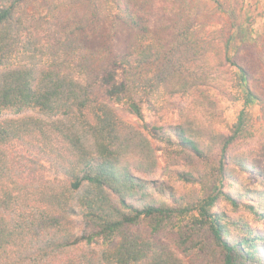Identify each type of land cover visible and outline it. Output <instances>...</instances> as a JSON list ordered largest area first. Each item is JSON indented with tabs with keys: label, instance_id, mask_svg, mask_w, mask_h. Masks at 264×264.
Listing matches in <instances>:
<instances>
[{
	"label": "trees",
	"instance_id": "1",
	"mask_svg": "<svg viewBox=\"0 0 264 264\" xmlns=\"http://www.w3.org/2000/svg\"><path fill=\"white\" fill-rule=\"evenodd\" d=\"M148 1L41 0L62 28L45 39L29 25L37 0H0V264H184L151 238L168 226L205 264H264V230L245 217L264 224V184L233 190L227 167L264 181L230 154L253 136L250 108H264L252 74L227 57L237 31H202L190 17L155 39ZM101 20L136 32L123 56L88 46ZM222 100L241 104L231 123ZM165 110L166 127L144 119ZM44 163L57 178L39 174Z\"/></svg>",
	"mask_w": 264,
	"mask_h": 264
},
{
	"label": "rangeland",
	"instance_id": "2",
	"mask_svg": "<svg viewBox=\"0 0 264 264\" xmlns=\"http://www.w3.org/2000/svg\"><path fill=\"white\" fill-rule=\"evenodd\" d=\"M218 2L221 5L220 12L216 11L213 0H149L140 5V8L145 13L143 22L155 39L169 37L176 25L184 24L185 20L190 17L195 18L196 25L200 30L209 33L224 28L235 29L237 32L228 49L227 57L232 61H237L252 74L255 79L254 88L261 95H264V0H218ZM44 7L41 0L30 4L28 9L31 16L29 25L41 37L52 39L57 36L62 28L57 15L54 12L49 13ZM97 26H99V29L95 33L87 32L84 34L90 48L93 50L102 49L112 57H121L129 50L136 34L131 27L118 24L112 28L106 20H101ZM226 35L229 34L226 32ZM219 104L222 118L228 123L233 122L241 109V104H231L223 100ZM115 109L124 122L135 127H141L142 122L125 106L117 105ZM167 110L156 115L145 114L144 119L147 122L166 127L171 121L169 115H167ZM250 112L252 113L250 131L253 136L243 140L240 146H235L230 154L237 153L246 158V161L254 167L264 169V108L253 106L250 108ZM155 146L159 149L157 155L160 157V163L163 167L162 173H166L172 167L167 166V162L162 160L164 146L162 144H155ZM211 158L212 160L217 159L216 156ZM227 167H231V173L236 180L237 185L233 186V190L242 191L247 187H259L264 184L263 180H260V182L254 180L253 175L242 176L229 163ZM38 171L45 179L53 180L57 178L55 172L46 163L43 164L42 168H38ZM158 179L168 178L159 175ZM175 186L180 193L188 191V188L182 187L178 183ZM195 189H198V187ZM218 207L221 210L228 211L224 203H220ZM245 217L252 227L264 230V224L253 222L248 216ZM75 224L79 234L85 231V225L81 220H76ZM135 228L134 231L138 230L141 233H146L144 224ZM145 235L148 236V234ZM151 238L175 251L184 264H205L207 260H211L210 256L199 259L196 251H191L189 254L182 253L177 244L179 240L178 232L170 226L160 230Z\"/></svg>",
	"mask_w": 264,
	"mask_h": 264
}]
</instances>
